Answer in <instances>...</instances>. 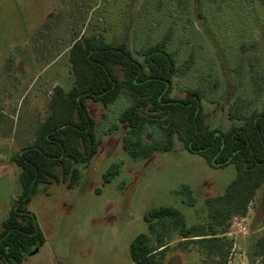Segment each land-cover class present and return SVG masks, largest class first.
I'll return each instance as SVG.
<instances>
[{"label":"rangeland","instance_id":"rangeland-1","mask_svg":"<svg viewBox=\"0 0 264 264\" xmlns=\"http://www.w3.org/2000/svg\"><path fill=\"white\" fill-rule=\"evenodd\" d=\"M195 1L179 7L175 0H0V228L21 190L19 168L10 156L34 138L50 110L54 86L69 89L74 83L69 47L75 32L100 34L108 42L127 34L134 55L142 60L135 49L170 29L178 64L192 59L191 68L175 77L173 95L199 88L209 122L224 128L232 123L228 108L236 100L260 106L264 0H200L201 14ZM126 105L125 98L109 105L87 101L98 122L99 151L82 167L76 186L39 187L29 209L46 241L21 264H136L129 247L148 230V210L173 205L188 225L203 222L205 199L221 195L236 177L234 164L213 167L179 140L176 150L132 157L123 148L129 126L118 119ZM113 124L118 127L109 132ZM153 135L149 130L145 138ZM113 163L120 164V172L104 183L103 173ZM184 184L191 188L194 204L179 192ZM242 218H234L230 229L231 264H251L255 243L264 237L259 198ZM165 264H201V258L193 251L171 250ZM253 264H264V253L254 255Z\"/></svg>","mask_w":264,"mask_h":264},{"label":"trees","instance_id":"trees-1","mask_svg":"<svg viewBox=\"0 0 264 264\" xmlns=\"http://www.w3.org/2000/svg\"><path fill=\"white\" fill-rule=\"evenodd\" d=\"M175 1L179 7L188 2ZM195 2V11L200 13V0ZM171 39L168 29L155 41L133 47L142 56L140 60L127 34L113 42L100 34H73L69 47L73 85L69 89L54 86L50 110L39 122L34 138L9 158L19 168L21 190L0 228V264H21L45 244L37 217L29 209L39 187L60 183L76 186L82 167L98 153V122L90 115L87 101L109 105L122 98L128 105L118 119L129 126L123 148L132 157L148 158L176 150L179 140L211 166L234 164L237 171L221 195L205 199L207 219L203 222L188 225L184 214L173 205L148 210L144 215L148 230L132 239L131 260L136 264H165L166 254L179 250L196 252L201 264H231L234 242L228 233L234 217L245 216L257 198L264 215V100L254 108L249 100H236L228 108L232 123L226 128L211 125L202 103L205 95L199 88L189 87L182 96L172 94L175 77L191 68L192 59L181 67L176 51L170 48ZM117 127L113 124L108 131ZM149 130L154 135L146 139ZM120 167L119 163L111 164L103 173V182L117 176ZM179 192L194 204L188 185ZM263 253L264 237H260L250 254L251 264L254 255Z\"/></svg>","mask_w":264,"mask_h":264},{"label":"built area","instance_id":"built-area-1","mask_svg":"<svg viewBox=\"0 0 264 264\" xmlns=\"http://www.w3.org/2000/svg\"><path fill=\"white\" fill-rule=\"evenodd\" d=\"M239 216H236V217H234V218H238ZM241 217V221L243 220V216H240ZM240 227H241V229H244L245 230V227L244 226H242V225H240ZM228 235L229 236H231V231L228 233Z\"/></svg>","mask_w":264,"mask_h":264},{"label":"water","instance_id":"water-1","mask_svg":"<svg viewBox=\"0 0 264 264\" xmlns=\"http://www.w3.org/2000/svg\"><path fill=\"white\" fill-rule=\"evenodd\" d=\"M37 252H38V250H35L34 252L31 253V255H32V254H35V253H37Z\"/></svg>","mask_w":264,"mask_h":264}]
</instances>
